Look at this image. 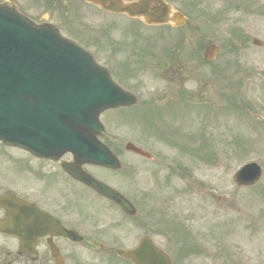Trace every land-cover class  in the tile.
<instances>
[{"label":"rangeland","instance_id":"obj_1","mask_svg":"<svg viewBox=\"0 0 264 264\" xmlns=\"http://www.w3.org/2000/svg\"><path fill=\"white\" fill-rule=\"evenodd\" d=\"M12 1L32 19L52 8L51 0ZM56 4L51 18L64 26H102L110 18L78 0ZM174 6L187 17V23L174 32L179 34L181 49L186 53L184 89L195 96L188 100L177 96L173 103L157 104L163 109L172 104V109L166 110L169 114L161 110L159 118L152 110L135 115L122 109L105 111L100 117L106 131L103 138L113 148L119 146L123 163L134 164L138 170L131 180H123L118 173L112 176L98 171L97 175L133 197L134 190L141 193L144 178H151L143 176L150 165L122 150L124 143L132 139L129 133L139 139L144 131L155 136L167 131L169 140L165 142L175 143V147L151 137L141 144L154 153L155 162L162 160L164 167L173 166L182 175H172L167 186L166 169L158 172L161 182L152 192L159 194L148 201L149 210L154 212L150 220L144 217L139 197L134 199V221L119 223L112 209H91L90 213L96 218V228L106 230L101 238L120 239V246L128 248L148 232L169 252L174 264H264V48L251 44L252 37L264 42V0H175ZM156 43L155 49H160L170 46L172 40ZM210 43L216 45V58L205 63L202 51ZM144 44L145 40L139 45ZM147 75L140 71L139 79L148 81ZM148 82L162 91L168 86L160 79ZM232 99L241 107L233 109ZM250 161L262 165V175L255 185L239 187L232 175ZM179 165L181 169H177ZM84 194L87 201L94 202L90 194ZM159 197L165 201L160 202ZM174 222L189 232V241L183 247L189 249L183 257L178 256L179 240H175L180 233L164 232L165 226ZM85 224H89L88 217Z\"/></svg>","mask_w":264,"mask_h":264},{"label":"flooded vegetation","instance_id":"obj_2","mask_svg":"<svg viewBox=\"0 0 264 264\" xmlns=\"http://www.w3.org/2000/svg\"><path fill=\"white\" fill-rule=\"evenodd\" d=\"M165 1L169 3L171 0ZM57 2L63 3V0H53L52 8ZM82 2L109 15V21L95 27L85 23L64 26L52 20V8L42 12L35 20L53 23L64 36L89 49L95 60L109 70L114 82L141 98L138 103L143 106L169 104L177 96L188 99L193 96L194 92L190 94L184 89L187 81L183 75L185 58L181 57L178 34L174 32L178 28L170 23L147 25L139 18L105 12L84 0ZM143 40L147 44L139 45ZM157 40H172V44L164 49H155ZM140 71L148 74V81L160 79L167 81L168 86L163 91L151 86L146 78L139 79ZM140 140L148 143V135L143 134ZM72 161L70 153L52 159L0 143V264L131 263L116 252L120 239L100 238L106 230L96 228V218L90 211L112 208L126 218L129 216L114 202L72 178L64 168ZM81 168L107 184L110 182L96 172L114 173L90 164ZM136 172L133 165L126 164L122 178L130 180ZM148 175L150 171L147 168L143 176ZM144 180L141 199L146 204L151 194V182L147 178ZM121 192L131 200L129 193ZM84 193L90 194L95 203L87 201ZM87 217L89 224H85ZM64 230L75 231L82 239L71 240Z\"/></svg>","mask_w":264,"mask_h":264},{"label":"water","instance_id":"obj_3","mask_svg":"<svg viewBox=\"0 0 264 264\" xmlns=\"http://www.w3.org/2000/svg\"><path fill=\"white\" fill-rule=\"evenodd\" d=\"M87 1L105 10L141 17L149 24L185 22V17L171 12L162 0ZM252 43L262 45L256 38ZM215 49V45H208L204 58L214 59ZM134 102L133 96L117 87L87 51L63 39L56 28L37 26L14 7L0 5V140L53 158L70 151L76 164L92 162L118 168L113 154L97 139L103 134L98 116L105 109ZM125 148L148 155L130 143ZM74 165L67 167L72 176L117 202L129 214L134 213L119 193ZM260 174L258 164L248 163L233 178L238 185H251ZM71 233L68 231L69 236ZM118 252L135 264H171L149 237L130 251Z\"/></svg>","mask_w":264,"mask_h":264}]
</instances>
